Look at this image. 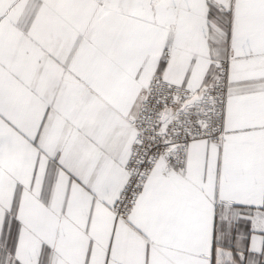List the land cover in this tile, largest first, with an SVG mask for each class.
<instances>
[{
    "label": "snow or ice",
    "instance_id": "6c2138e0",
    "mask_svg": "<svg viewBox=\"0 0 264 264\" xmlns=\"http://www.w3.org/2000/svg\"><path fill=\"white\" fill-rule=\"evenodd\" d=\"M0 264H264V0H0Z\"/></svg>",
    "mask_w": 264,
    "mask_h": 264
}]
</instances>
